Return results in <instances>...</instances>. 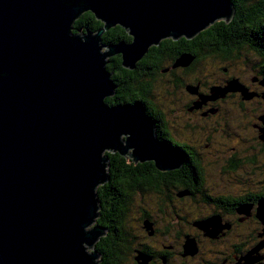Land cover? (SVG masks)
Returning <instances> with one entry per match:
<instances>
[{
	"label": "water",
	"instance_id": "obj_1",
	"mask_svg": "<svg viewBox=\"0 0 264 264\" xmlns=\"http://www.w3.org/2000/svg\"><path fill=\"white\" fill-rule=\"evenodd\" d=\"M84 9L103 29L128 26L130 44L106 46L128 68L159 38L189 37L231 13L226 0H0V264H95L81 242L103 231L82 230L96 215L92 189L105 178L101 149L158 169L180 165L138 102H100L113 86L99 38L68 34Z\"/></svg>",
	"mask_w": 264,
	"mask_h": 264
},
{
	"label": "flooded vegetation",
	"instance_id": "obj_2",
	"mask_svg": "<svg viewBox=\"0 0 264 264\" xmlns=\"http://www.w3.org/2000/svg\"><path fill=\"white\" fill-rule=\"evenodd\" d=\"M262 31L264 32V30ZM113 39L114 38L111 40ZM208 44L209 43H203L200 48L205 47ZM246 45L251 47V52L242 54L241 49L237 51L238 56L242 55L241 65H243V68H240L235 72L237 81L235 80L236 84L232 86L234 90H232L231 93H228L226 97H215L210 90V87L214 86L213 80L210 82H203L202 80L197 81L195 86L196 89L191 91V93L183 92L182 99L180 102H178L180 105L179 112L173 109L164 111L158 104H152L153 102H156L152 92L154 81H151L148 75L152 68L149 66V69L142 68L141 74L147 80L146 83L141 87L144 88L143 91L146 92V95L149 99L147 100V104L141 103L142 112L151 121L154 137L159 142L167 145L169 148L175 151L180 157V165L178 167L162 169V171L174 172L180 177V187H173V184H171V186L166 185V188L169 190L170 194L169 196L164 197L171 200V207L174 208V214L190 218V229H184L179 222H174V225L170 223L169 229L163 230L161 227H159L162 232L158 233L156 226L150 219L152 225V229L150 230L151 234H148L149 231L146 230V235L144 239H142L141 244L137 247H133L131 250L130 255L133 264H170L173 260L172 256L177 254V259L182 260L181 262L177 261V263L183 264V261L187 258V256L181 254V247L185 246L184 243L186 240L193 246V249L190 251L196 250V252H198L200 250V239L212 241L213 250L217 243H219L221 240H224V236L227 237L229 235L228 233L235 226H246L249 223H256L257 226H259V220H257L255 216V208L258 200L264 197V191H244L239 195H232L229 191L204 194V192L200 189L201 173H206V170L211 168V159L218 161L223 159L224 163L219 167L224 169L227 165L235 163L239 157V154L248 146L255 148L259 153H264V107H262L264 104V52H262L264 51V42L252 41L251 43H246ZM165 52L166 50H160L156 52L152 60L160 59L158 54H163ZM171 60L172 59L167 56L164 60L167 61V64L163 66L162 63L164 61H161L157 71H159V75H165L168 73L171 77V83L174 86L172 90H176L177 86L180 88L186 84L181 81L180 76L176 75L177 72L180 70L188 71L196 60L193 58L192 62L187 67L169 68L167 71L162 72L161 69L168 67V65L171 63ZM232 60L233 61L230 62L237 66V63L234 61L235 56L232 57ZM213 64L215 63L207 62L208 67ZM227 80H229V77L227 76L222 77L221 79H216V81H219L222 84H224V82ZM114 90L115 89L113 88L109 96H113L118 92H115ZM132 97H134L133 93L123 90L122 92L120 91L118 96L111 99L109 101L110 103L108 102V104L121 105L126 103V101ZM199 97L200 100L198 99ZM177 98L178 96H176V99ZM205 99L207 102L211 104L216 103L217 105H212L209 107ZM219 103H221L220 109ZM192 104L193 106H191ZM213 107H215L217 110L213 109ZM222 116H226L235 120L234 122H231L233 123L234 136L221 134V138L225 139L223 142L219 139L210 137L209 131L202 130L201 127L197 126L195 123V121L202 119L204 125L207 128L215 130L219 123L218 121H222ZM214 118H216L218 121L212 123L211 120ZM172 121H177L180 123L179 129L175 130L169 127L167 123H171ZM246 131L252 132L254 136H251ZM121 140L122 138L119 136V142H121ZM215 148L217 150V155L213 154ZM101 153L103 156H108L109 154L114 155L117 153V151L103 148ZM189 160L190 163L192 160L197 163L199 168L198 174L194 170L192 163L191 168ZM186 167L188 170L185 169ZM182 170H184L183 174L181 173ZM176 190H179L181 193L175 195ZM187 193L189 195H186ZM153 195L154 194L152 193L151 196ZM203 196L208 198L213 209L210 211H204V213H202L200 216L193 215L190 212L194 209L195 203L194 201H191L189 197H194L198 202H200V199ZM263 201L261 200L259 202L258 207L261 216V205ZM167 216L169 217L168 212ZM200 218H204L206 222L204 227L194 223L195 219ZM210 218L214 221L213 230L215 229L216 232H210L208 229ZM244 219H246V221H243ZM218 223L221 224V226L216 228L215 225ZM222 224H225V226H222ZM126 226L127 225L123 227ZM193 228L196 229L195 233L193 232ZM197 228L203 230L209 236V238L202 236L201 232L197 230ZM258 229L259 228L255 229V236L253 238V242L249 245L250 248L252 245H255L258 241L262 240L256 238L260 237L258 236L260 234V232L257 231ZM122 233L124 237H126L125 229L122 230ZM167 234L173 236V238H169L164 241H154L152 244L156 249L155 251H151L150 248L152 245L150 242L153 241L152 239L155 236ZM128 238L129 237L127 236L125 241H128ZM238 239V234L228 238L227 242L228 246H230L229 251H223L225 254L220 253L213 260L207 262V264H240L239 258L241 255H243V253H245V250L239 248L235 243V241ZM162 242H166L167 245L162 244ZM126 244L129 246L128 243ZM205 246L206 243L204 244V247ZM90 251H93L92 244H90L89 252ZM135 254L136 256L133 258ZM100 255L101 254L99 252L96 253L97 261L95 264H99L102 261ZM143 257H146L147 259L143 260ZM197 258L198 256L196 254L193 255L190 259V262L187 264H197L198 262L195 263ZM253 264L261 263L254 262Z\"/></svg>",
	"mask_w": 264,
	"mask_h": 264
},
{
	"label": "trees",
	"instance_id": "obj_3",
	"mask_svg": "<svg viewBox=\"0 0 264 264\" xmlns=\"http://www.w3.org/2000/svg\"><path fill=\"white\" fill-rule=\"evenodd\" d=\"M229 2L233 5V11L228 22L214 20V22L200 29L199 32L193 33L188 39L184 38L183 35L176 38H171L170 36L160 38L156 44H149L142 52V56L136 59L130 68L120 64V55H114L109 58L105 57L103 69L106 73L110 71L108 81L113 86L112 90L114 88V91L118 92L113 96L102 97L101 102L109 105L108 102L118 96L120 91L124 90L133 93L134 97L123 104L133 103L134 101L140 105L141 103L147 104V100L149 99L146 92L143 91L144 88L141 87L147 80L141 74L142 68H152L148 75L151 81H155L154 74L157 73L160 62L164 61L167 56L172 59L168 66L174 64L176 67L181 68L188 66L178 65L181 56H189L191 62L193 58L196 61L207 58L214 62L221 59L225 61L228 55L227 51L233 54L232 57L236 56V43L242 36H247L252 31L264 30V0H229ZM103 25L104 22L95 18L92 11L86 10L79 13L71 21L68 34L84 33L86 30L94 33L97 29L103 27ZM126 34V29L120 24H116L104 30L100 38L104 41V39L110 37L109 40L114 38L119 41L122 40L125 43H130L132 36ZM203 43L209 44L205 46L206 48H200ZM160 50H166V52L158 54L160 59L152 60L154 54ZM98 51L101 52L100 50ZM232 57H230V61H233ZM147 61H152V65L147 63ZM183 87L192 90L190 83L184 84ZM125 137L123 136L122 140ZM105 159L107 162V180L104 183L96 184L94 188L95 197L99 205V214L93 218V223L102 226L105 231L103 230L102 234L98 235L91 244L93 245L95 254L97 252L101 254L100 258L102 261L99 264H124L125 261L131 258L130 253L132 250L126 244V237L122 233L124 229L122 226L126 225L125 219H128V215H126L127 211H130L127 207V202L130 203L138 198L140 193H143L146 199L152 202V193L154 195L161 193L164 196H169L170 192L167 190L166 185L171 186L173 184V187H180V177L174 172L162 171V169L156 168L151 159L140 161L135 159L133 161L127 155L120 154L119 152L114 155L109 154ZM191 163L198 174L199 168L197 163L194 160ZM191 163L189 160L190 166ZM185 169L188 170L187 167ZM181 173L183 174L184 170ZM169 210L174 213V208L170 207ZM123 213H125L124 216ZM160 214L162 215V223L159 227L163 230L169 229L170 222L167 213L163 214L160 211ZM154 225L156 226V224ZM159 227L156 226V230ZM150 243L152 245L151 251H155L156 248L152 244L154 241Z\"/></svg>",
	"mask_w": 264,
	"mask_h": 264
},
{
	"label": "rangeland",
	"instance_id": "obj_4",
	"mask_svg": "<svg viewBox=\"0 0 264 264\" xmlns=\"http://www.w3.org/2000/svg\"><path fill=\"white\" fill-rule=\"evenodd\" d=\"M226 1L230 5L231 13H232L233 5H232V3L229 2V0H226ZM86 10H89V9H84L83 11H86ZM231 13H230V16L228 17V19L226 20V22H228L230 20ZM97 19H99V18H97ZM214 20L225 21V18L220 17V18H216ZM214 20H212L209 23L214 22ZM116 24H118V23L116 22L110 26H113ZM208 24L204 25L200 29L206 27ZM110 26H108V27H110ZM107 28H105V29H103V27L100 28L101 31L99 34H97V31L99 29H97L94 33H91L87 30L84 32V34H87V33L94 34L99 38L97 41V46L99 47V50L102 52V54H105L103 56V60L105 57L109 58V57H113L114 55H120L121 56V51L113 52L110 54L106 53V51L108 50L106 47L107 45H114V44H117L119 42L118 39L109 40L110 37L108 39L107 38L104 39V41L100 38V35L102 34V32L104 30H106ZM125 28L128 31V26ZM199 30H197L196 33L199 32ZM126 35H130V34H126ZM190 37L191 36L186 37V39H188ZM120 41H122V40H120ZM252 41H263L264 42V32L262 30H259L256 32L252 31V32L248 33L247 36H242L241 39L238 40L236 43V47H237L236 50L238 51L241 49L242 54H247V53L251 52V47H248L246 45V43H251ZM122 44H126V43L122 41ZM202 48H206V47H202ZM184 51H187V50H184ZM210 53H212V52H210ZM227 53H228V55H227V58L225 61L221 59V60L214 62V61H210V59H208V58L207 59H201L200 61H194V63L192 64L191 68L188 71L180 70L177 72L176 75L180 76L181 81L183 83H189L190 82V85L192 86V90H189L188 88L183 87V86L180 88L177 86L176 90H172L174 88V86L171 83L170 75L168 73H166L165 75H163V74L159 75L160 73H159V71H157V73L154 74L155 75V77H154L155 81L153 82V88H152V92H153V95H154L157 103L153 102L152 104H158L160 107H162V109L164 111L173 109V110L179 112L180 105L178 102L181 101L182 96H183V92L189 93V92L193 91L194 89H196L195 86H196L197 81H201V80L203 82H205V81L210 82L211 80H213L214 86H213V90H211V92L214 94V96L215 97L220 96L221 98L226 97L228 93H231V91L234 90L232 88V86L236 84L235 80L237 78L235 75V72L237 70H239L240 68H243V65H241L242 64V55H240V56L236 55L235 56L234 61L237 63V66H235L234 64H232L230 62V57H232L233 54H231L229 51H227ZM141 54L139 55V57L142 56ZM207 62H213L215 64L208 67ZM147 63L152 65V61H147ZM190 63H191V61L189 60V61L185 62L184 64H178V65L186 66V65H189ZM166 64H167V62H165V61L162 63L163 66ZM175 67L176 66L173 64V65H170L166 68L165 67L162 68L161 71L165 72L169 68H175ZM225 76L229 77V80L225 81L224 84L220 83L219 81H216L217 78L221 79L222 77H225ZM125 88H127V87H125ZM111 92H112V89H111ZM249 92H252V91H249ZM109 95L110 94H107V95H104L102 97L109 96ZM176 96H178L177 99H176ZM101 99L102 98H100V102H101ZM198 99L200 100V97ZM206 102H207V100H206ZM102 104L106 107L114 106V105H106L104 103H102ZM129 104H132V103H129ZM207 104L209 105V107L212 105H217L216 103L211 104L209 102H207ZM219 104H220V107H219V109H220L221 103H219ZM191 106H193V104ZM140 107H141V105H140ZM262 107H264V104L262 105ZM213 109H216V108L213 107ZM141 110H142V107H141ZM221 120L222 121H218L216 118L211 120L212 123H214L216 121L219 122V123L217 122L218 125L216 126L215 130H212L211 128H207L204 125L202 119L195 121V123L197 124V126H200L202 130L209 131L210 137H212L214 139H219L223 142L225 139L221 138V134H227L229 136H234L233 123H231V122H234L235 120H233L229 117H226V116H222ZM167 124L169 125V127L171 129H175V130L179 129V127H180V123H178L177 121H172L171 123H167ZM246 132H248V131H246ZM248 133L251 136H254V134L252 132H248ZM124 135L127 137V134H119L118 135V137H117L118 142H119V136H120V138H122ZM125 138L123 140H121V143L123 145H124ZM250 142H251V140H250ZM131 149H132L131 147L127 148L125 150V152L130 153ZM101 151H102V149H101ZM101 151H100V156L105 158V156L102 155ZM213 154L217 155L216 148H215ZM210 162H211V168L207 169L206 173H203V174L201 173L200 189L204 192V194L222 193L224 191H229L232 195H239L240 193H242L244 191H264V153L257 152L255 148L250 147V146L246 147L239 154V157L235 161V163L227 165L224 169L219 167L220 165H222L224 163L223 159H221L220 161L211 159ZM218 163H219V165H218ZM106 164H107V162L105 159V166H102L103 174H104L105 178H104V180H102L101 182H98L97 184L104 183L107 180ZM95 186L92 189V194H93V198L95 199V203H96V209L94 210V212H96V215H97V214H99V208H98L99 205H98L97 199L95 197V193H94L95 192L94 191ZM180 193L181 192L179 190L175 191V195H178ZM186 195H189V194L187 193ZM175 199H177V198H175ZM189 199L191 201H194V203H195L194 209L190 212L193 215L200 216L202 213H204V211H210L213 209L211 203L209 202V200L206 196L201 197L200 202H198L194 197H189ZM261 200L263 201L264 197L261 198L260 200H258V203H257L256 208H255V216H256V219L259 220V222H258L259 226H257L256 223H249L246 226H235L228 233L229 235L227 237L224 236V240H221L219 243H217V245L213 248V250H212V245H213L212 241H206V240L200 239V241H201L200 242V250L198 252H196V250L190 251L193 249V246L190 243H188V241L186 240L184 243L185 246L181 247V249H182L181 254L187 256V258L183 261V264L189 263L191 257L195 254L198 256V258L195 260V263L198 262L197 264H207V262L213 260L220 253H223V251H229L230 246H228V242H227L228 238H231V237L235 236L236 234L239 235V239L236 240L235 243L238 245L239 248L245 250V253H243V255H241L239 258L240 264L241 263L242 264H253L254 262H259L261 264H264V243H263V241H264V222H263L264 217L262 218L263 214L261 216L260 211L258 209L259 202ZM127 207L130 209V211H127V214H126V215H128V219H125L127 226L126 227L122 226V227L125 229L126 239H127V236L129 237L128 241H125V242L129 244L130 248L137 247L141 244L142 239H144V237L146 235V230L149 231L148 234H151L150 230L152 229V225H151L150 219L153 221L154 224H156L157 227H159V225L162 223V219H161L162 215L160 214V211L163 214L168 212L169 222L172 223L173 225L175 224L174 222H179L184 229H190V223H189L190 218L185 217V216H179V215L172 213L169 210L171 207V200H169L167 198L165 199L164 195L161 193L157 194V195H153V202L151 200L146 199V196L143 193H140L138 198H136L135 200H133L130 203L127 202ZM124 214H123V216H124ZM95 216L91 217V219L93 220V218ZM92 220L89 223H87L86 225H84L82 227V230H88L93 225H98L97 223H93L94 220L93 221ZM243 221H246V219H244ZM194 223L196 225L201 226V227H204L206 225L204 218L195 219ZM225 224H222V226H225ZM98 226H100V225H98ZM220 226H221V224H219V223L215 225L216 228L220 227ZM208 227H209L208 229L210 232L211 231L216 232L215 229L213 230L214 221L211 218L209 219V226ZM256 228H259L257 231L260 232V234L258 235L260 237H256V238L262 239V240L258 241L255 245H252V247L250 248L249 245L253 242V238L255 236V229ZM103 230H104V228H103ZM197 230H199L201 232L202 236L209 238V236L203 230H201L199 228H197ZM157 231H158V233L162 232V230L159 228H157ZM193 232L195 233L196 229L193 228ZM100 234H102V232ZM96 237H95V239H96ZM169 238H173V236H170L169 234L162 235V236H155L152 240L157 242L159 240L164 241V240H167ZM215 241H218V240H215ZM205 243H206V246L204 247ZM90 244L86 245L83 242H81V246L85 247V248H83V251L85 253L92 252V251L89 252ZM162 244L167 245L166 242H162ZM136 254H138V253H136ZM136 254L133 256V258H135ZM223 254H225V253H223ZM177 255L172 256L173 260H172V263H170V264H178L177 261H179V262L182 261L181 259H177ZM250 255H251V257H250ZM241 257H242V259H241ZM124 259H125V256H124ZM146 259H147L146 257H143V260H146ZM124 264H133L132 259L131 258L128 259L127 261L124 262ZM158 264H160V263H158ZM218 264H221V263H218Z\"/></svg>",
	"mask_w": 264,
	"mask_h": 264
},
{
	"label": "bare ground",
	"instance_id": "obj_5",
	"mask_svg": "<svg viewBox=\"0 0 264 264\" xmlns=\"http://www.w3.org/2000/svg\"><path fill=\"white\" fill-rule=\"evenodd\" d=\"M114 150V149H113ZM109 179V178H108ZM262 207H261V212H262V214H263V217H264V201H263V203H262V205H261ZM264 222V221H263Z\"/></svg>",
	"mask_w": 264,
	"mask_h": 264
}]
</instances>
